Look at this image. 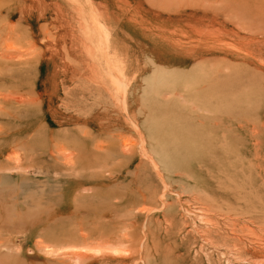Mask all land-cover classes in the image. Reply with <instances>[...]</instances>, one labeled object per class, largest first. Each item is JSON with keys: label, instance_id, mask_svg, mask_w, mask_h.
Wrapping results in <instances>:
<instances>
[{"label": "rangeland", "instance_id": "rangeland-1", "mask_svg": "<svg viewBox=\"0 0 264 264\" xmlns=\"http://www.w3.org/2000/svg\"><path fill=\"white\" fill-rule=\"evenodd\" d=\"M0 264H264V0H0Z\"/></svg>", "mask_w": 264, "mask_h": 264}]
</instances>
